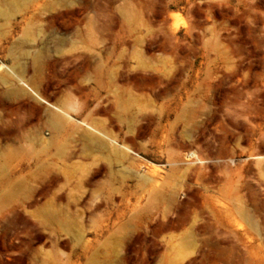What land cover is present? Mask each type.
Masks as SVG:
<instances>
[{"label":"rangeland","instance_id":"1","mask_svg":"<svg viewBox=\"0 0 264 264\" xmlns=\"http://www.w3.org/2000/svg\"><path fill=\"white\" fill-rule=\"evenodd\" d=\"M0 264H264V0H0Z\"/></svg>","mask_w":264,"mask_h":264},{"label":"bare ground","instance_id":"2","mask_svg":"<svg viewBox=\"0 0 264 264\" xmlns=\"http://www.w3.org/2000/svg\"><path fill=\"white\" fill-rule=\"evenodd\" d=\"M20 82H23L22 85L25 86L28 91L33 93L35 95V97H37L39 100H41V101H43V102H45V103H47L49 105H52L44 97H42L32 86H30L29 84L25 83L21 79H20ZM55 109H56V112L53 113L51 116H49L50 121L53 124H55V125H58V126L62 125L64 123V121L72 120L74 118L71 114H69L65 109H63L61 107H56L55 106ZM85 124H87V123H85ZM89 127L92 130H94V131H98L94 127H91V126H89ZM193 154L196 155V152L194 151Z\"/></svg>","mask_w":264,"mask_h":264}]
</instances>
